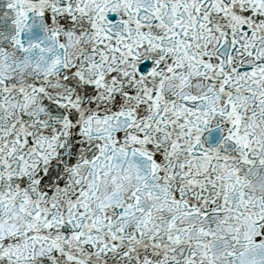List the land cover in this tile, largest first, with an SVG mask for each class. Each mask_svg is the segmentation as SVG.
Masks as SVG:
<instances>
[{"label": "snow or ice", "instance_id": "1", "mask_svg": "<svg viewBox=\"0 0 264 264\" xmlns=\"http://www.w3.org/2000/svg\"><path fill=\"white\" fill-rule=\"evenodd\" d=\"M0 264H264V0H0Z\"/></svg>", "mask_w": 264, "mask_h": 264}]
</instances>
